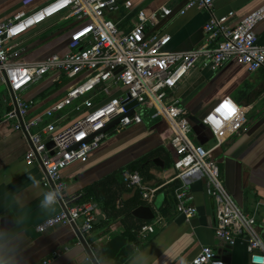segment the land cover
Instances as JSON below:
<instances>
[{
  "label": "crops",
  "instance_id": "0c3cea01",
  "mask_svg": "<svg viewBox=\"0 0 264 264\" xmlns=\"http://www.w3.org/2000/svg\"><path fill=\"white\" fill-rule=\"evenodd\" d=\"M21 1L0 0V23L23 9ZM130 1L131 9H125L123 0H119L118 11L107 14L121 33L135 26L139 11L150 14L161 6L171 5L173 14L161 19L149 32L171 37L167 52H190L206 46L203 27L209 14L188 10L180 15L188 0ZM263 4L264 0H220L214 5V13L220 17L234 12L235 19L239 20ZM76 23L58 16L30 31L21 41L20 61L33 63L52 54L64 55L70 28ZM255 35L258 44L264 47V21L256 26ZM56 79L48 77L25 91L24 99L35 104L27 119L42 116L48 107L64 97L71 81L61 77L55 82ZM173 99L181 101L189 115L199 120L224 100L245 112L241 130L219 148L213 149L216 142L212 134L197 126L193 127L192 141L207 150L213 149L226 191L243 213L255 218L257 235L264 244V70L251 73L237 62H229L216 73L197 69L168 92L167 100ZM10 103L8 90L0 86V223L3 219L9 220L7 230L18 233L14 264H95L92 258L98 264H189L202 246L211 247L225 264H249L243 242L229 248L215 237L216 203L206 194L204 181L191 185L190 204L195 207L196 215L190 223L180 214L175 198L178 182L162 188L151 202L144 201L137 189L124 185L123 173H140L136 163L143 158L145 164L153 165L148 172L151 181L145 182L141 175L146 186H161L175 175L176 155L170 147V131L164 120L113 134L87 162L76 163L62 172L66 195L73 200L71 205L93 203L97 219L101 218L85 239L70 226L59 225L38 233L37 226L56 216L61 205L57 202L55 211L50 213L40 209L43 193L49 189L40 183V167L24 161L28 143L22 134L12 129V121L3 122L11 109ZM117 151L130 153L120 166L113 167L107 159ZM154 159L161 160L163 166L154 165ZM131 165H134L133 171L129 170ZM108 174L115 176L104 187L100 186L103 176ZM110 194L119 197L114 206L121 217L114 220H109L101 205ZM139 208H148L153 218L147 221L136 218L133 213ZM128 213L131 217H127ZM20 218H24V223H19ZM144 225L154 230L142 237L140 229Z\"/></svg>",
  "mask_w": 264,
  "mask_h": 264
},
{
  "label": "built area",
  "instance_id": "2783aa9c",
  "mask_svg": "<svg viewBox=\"0 0 264 264\" xmlns=\"http://www.w3.org/2000/svg\"><path fill=\"white\" fill-rule=\"evenodd\" d=\"M118 1L22 0L23 9L0 23V86H5L11 96V109L3 122L12 121V129L22 134L28 143L25 163L40 167L41 185L57 191L61 205L60 212L37 226L36 231L45 233L59 225L70 226L85 239L97 220L96 205H71L73 200L66 195L62 172L76 163L87 162L113 134L164 120L170 131V147L176 155L175 175L166 184L152 188L145 185L139 172H125L124 185L137 189L144 201L151 202L162 188L178 182L175 198L180 214L190 223L196 215L190 204L191 185L204 181L206 194L216 203L215 237L229 248L243 242L249 264H253V257H264L256 220L235 205L221 181L219 162L212 155L213 149L241 130L245 112L229 100L209 110L200 123L216 143L207 150L192 141L193 125L183 103L167 99L168 92L197 69L216 73L229 62H237L251 73L264 70V47L255 35L256 26L264 21V4L236 20L234 12L215 15L214 5L220 0H188L180 15L188 10L209 14L203 27L206 46L190 52H167L171 37L149 30L173 14L172 6H161L150 14L139 11L135 26L121 33L107 18L108 13L118 11ZM123 6L129 10L132 2L123 0ZM58 16L83 23L70 37L67 52L33 63L20 61L23 37ZM51 76L57 78L55 82L64 77L71 85L64 97L42 116L27 119L35 104L24 99L25 91ZM132 102L136 106L126 109ZM225 103L231 105L234 114L229 115L223 108ZM68 119L70 122L66 123ZM48 143L53 144L50 149ZM153 230L144 225L140 235L145 237ZM189 264L225 263L211 247L202 246Z\"/></svg>",
  "mask_w": 264,
  "mask_h": 264
},
{
  "label": "clouds",
  "instance_id": "9594fccd",
  "mask_svg": "<svg viewBox=\"0 0 264 264\" xmlns=\"http://www.w3.org/2000/svg\"><path fill=\"white\" fill-rule=\"evenodd\" d=\"M58 195L54 190L45 191L39 203L40 209L45 213L54 212ZM19 223H24V218H20ZM17 237L15 231L0 230V264H14L16 261ZM253 264H264V257H253Z\"/></svg>",
  "mask_w": 264,
  "mask_h": 264
},
{
  "label": "trees",
  "instance_id": "16d2710c",
  "mask_svg": "<svg viewBox=\"0 0 264 264\" xmlns=\"http://www.w3.org/2000/svg\"><path fill=\"white\" fill-rule=\"evenodd\" d=\"M83 26V23L82 22H78L75 24V26L73 25L71 28H70V32H69V40H70V37L79 29ZM136 166L138 167L141 175L143 176L145 182H149L152 180V178H150L149 176V169L151 167H153V165H147L145 164V158L141 159L139 162L136 163ZM129 170L130 171H133L134 170V165H131L129 166ZM118 173V172H117ZM115 176V174H108V175H105L103 176V181L102 183L100 184V186H103L106 184L107 181H109L110 179H113V177ZM121 184L120 181H117V184ZM122 186V184L120 185ZM119 199V197H117L116 195H109L108 197H106L105 199H103L101 201V205H102V209H103V212H105V214L108 216L109 220H114L116 219L117 217H119L117 215V210L115 209V202ZM100 200V199H99ZM123 216V214H122ZM121 217V216H120ZM127 217H131V214L128 213L127 214ZM140 227V226H139ZM138 227V228H139Z\"/></svg>",
  "mask_w": 264,
  "mask_h": 264
},
{
  "label": "water",
  "instance_id": "95a60500",
  "mask_svg": "<svg viewBox=\"0 0 264 264\" xmlns=\"http://www.w3.org/2000/svg\"><path fill=\"white\" fill-rule=\"evenodd\" d=\"M134 106H136V102H132L131 104H129L126 109L129 110V109L133 108ZM189 120L192 123L193 127L197 126L198 128H200L202 130H206V127L203 126L200 123V120L197 119L196 117L189 116ZM52 146H53L52 143H48L47 144V148H49V149ZM153 164L156 165V166H161V167L163 166V162H161V160H159V159H154L153 160ZM133 215L136 218H138V219H142V220H146V221L147 220H151L153 218L152 213H151V211L148 208H139L138 210L134 211ZM100 219L101 218H98L97 221L100 220ZM97 221H96V223H97ZM8 223H9V220H7V219H3L1 221L2 230H7L8 227H10V226H8Z\"/></svg>",
  "mask_w": 264,
  "mask_h": 264
},
{
  "label": "rangeland",
  "instance_id": "374dc122",
  "mask_svg": "<svg viewBox=\"0 0 264 264\" xmlns=\"http://www.w3.org/2000/svg\"><path fill=\"white\" fill-rule=\"evenodd\" d=\"M191 139H192V136H191ZM129 153L130 152H128V151H126V152L117 151L111 155L110 159H107L108 160L107 163L108 162L111 163L113 165V167L120 166L121 162L124 160V157L128 156Z\"/></svg>",
  "mask_w": 264,
  "mask_h": 264
},
{
  "label": "snow or ice",
  "instance_id": "6c2138e0",
  "mask_svg": "<svg viewBox=\"0 0 264 264\" xmlns=\"http://www.w3.org/2000/svg\"><path fill=\"white\" fill-rule=\"evenodd\" d=\"M223 108L226 109V110L228 111V114H229V115L234 114V111H235V110L231 107L230 104L225 103V104L223 105Z\"/></svg>",
  "mask_w": 264,
  "mask_h": 264
}]
</instances>
